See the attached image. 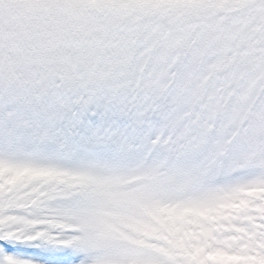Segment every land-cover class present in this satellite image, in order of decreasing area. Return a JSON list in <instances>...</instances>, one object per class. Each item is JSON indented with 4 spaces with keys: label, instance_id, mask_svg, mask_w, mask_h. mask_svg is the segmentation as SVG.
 <instances>
[{
    "label": "snow or ice",
    "instance_id": "snow-or-ice-1",
    "mask_svg": "<svg viewBox=\"0 0 264 264\" xmlns=\"http://www.w3.org/2000/svg\"><path fill=\"white\" fill-rule=\"evenodd\" d=\"M0 264H264V0H0Z\"/></svg>",
    "mask_w": 264,
    "mask_h": 264
}]
</instances>
